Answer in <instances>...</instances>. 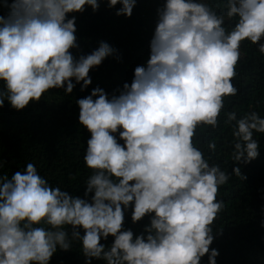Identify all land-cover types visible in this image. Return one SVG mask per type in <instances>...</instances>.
Returning a JSON list of instances; mask_svg holds the SVG:
<instances>
[{
  "label": "clouds",
  "instance_id": "obj_1",
  "mask_svg": "<svg viewBox=\"0 0 264 264\" xmlns=\"http://www.w3.org/2000/svg\"><path fill=\"white\" fill-rule=\"evenodd\" d=\"M118 4L115 14L130 18L136 0H107L109 8ZM2 6L9 11L0 15V108L7 101L21 111L52 89L71 94L81 82L83 91L92 83L90 70L115 52L105 42L78 58L71 51L78 44L69 15L86 6L95 12L99 0ZM224 9L218 14L205 0H164L149 59L131 83L111 96L96 87L76 101L78 124L90 133L83 198L51 186L31 162L0 176V264H49L73 240L85 264H201L205 255L216 264L219 252L210 246L224 208L217 195L230 174L210 164L193 138L198 127L216 128L225 98L237 95L232 80L242 42L264 54V0H224ZM227 118L235 121L234 162L250 163L259 155L253 134H264V117ZM231 174L245 179L239 167ZM130 206L134 224L150 217L139 235L123 228ZM109 237L110 246L101 243Z\"/></svg>",
  "mask_w": 264,
  "mask_h": 264
},
{
  "label": "trees",
  "instance_id": "obj_2",
  "mask_svg": "<svg viewBox=\"0 0 264 264\" xmlns=\"http://www.w3.org/2000/svg\"><path fill=\"white\" fill-rule=\"evenodd\" d=\"M163 2L136 0L130 18L117 16L115 13L121 5L109 8L107 0H99L100 6L95 12L86 6L82 13L69 15L68 18L72 15L76 18L78 48L71 50L74 57L90 54L101 42L109 44L115 52L90 70L92 83L83 91L82 82L71 94H65L63 89H52L39 102L30 103L21 111H16L5 101L0 108V176L10 177L31 162L51 186H59L70 195L83 198L85 181L90 175L83 160L90 133L78 124L76 101L90 95L96 87L111 96L118 94L117 90L122 89L124 83H131L135 68L149 59L157 9ZM205 2L218 14L225 10L224 0ZM8 11L0 0V15H6ZM225 26H229L227 19ZM240 51L237 74L232 80L238 89L237 95L225 98L216 128L198 127L193 138V143L210 164H217L230 174L217 195V199L224 202V208L213 225L214 240L210 251L216 249L219 252L216 264H264V134H253L259 142L258 157L247 164L235 163L232 158L235 121L227 118L231 112L236 113L237 119L250 112L264 117V54L258 52V45L248 41L242 42ZM117 139L123 143L118 134ZM210 143H215V150L209 149ZM235 167L240 168L245 179L231 174ZM131 211L130 206L125 212L123 228L139 235L149 224L150 217L134 224ZM112 242V237L101 240L105 246ZM85 259L80 242L73 240L71 249H58L49 264H85ZM207 260L205 255L201 264H207ZM91 264L106 262L92 259Z\"/></svg>",
  "mask_w": 264,
  "mask_h": 264
}]
</instances>
